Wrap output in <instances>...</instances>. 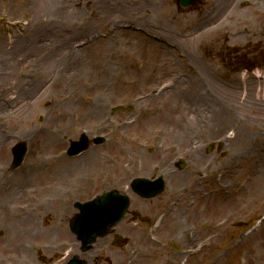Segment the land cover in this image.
<instances>
[{"label":"rangeland","instance_id":"obj_1","mask_svg":"<svg viewBox=\"0 0 264 264\" xmlns=\"http://www.w3.org/2000/svg\"><path fill=\"white\" fill-rule=\"evenodd\" d=\"M74 1L62 8L66 18L51 19L39 14L49 11L44 0H0L1 83L27 84L32 95L1 119L16 138L0 156L2 259L21 251L27 226L42 243L53 240L43 213L70 216L73 201L117 189L130 198L116 226L123 243L110 235L95 244L113 251V264H264V67L239 70L232 55L264 47V0H198L186 9L177 0ZM63 29L68 44L44 59L49 74L24 67L32 75L20 80L13 47L37 36L49 44ZM81 131L105 142L70 157ZM25 133L28 151L10 169L9 146ZM159 174L166 187L156 197L130 190L131 179Z\"/></svg>","mask_w":264,"mask_h":264},{"label":"flooded vegetation","instance_id":"obj_2","mask_svg":"<svg viewBox=\"0 0 264 264\" xmlns=\"http://www.w3.org/2000/svg\"><path fill=\"white\" fill-rule=\"evenodd\" d=\"M1 75L2 73L0 72V104H17L18 99H16L15 95L13 94L18 92L16 90L19 89V87L22 88L19 91H24L21 94V99L24 98L25 101H30L32 99V95L28 94L29 92H26L27 90H24L27 84L25 86H19L20 84L12 85L10 83H8L7 85H2ZM19 76L23 81H27L29 77H31L28 76V74H20ZM8 99H10L11 101H9ZM9 135L10 134L8 133L2 132L0 120V156L2 147L13 139L16 140V138H12V136ZM21 139L26 140L27 138L22 137ZM11 145H8V150L10 153ZM48 205H51V203H48ZM27 210H29V208H25L24 211ZM48 210L53 211L54 209L52 207H48ZM54 215L57 216L56 219L54 218ZM41 216L42 218L39 220L42 227H48L53 224L54 234L53 237H51L53 240L50 243H46V241L42 243L37 239L39 236L43 235L42 232L39 230L40 232L34 233L33 236V231L30 227L27 226V228H24L22 230L23 234H21V237L25 238V240L22 241V245H20L21 251H18L13 258L7 257L5 261L2 258L5 256L4 252H7L8 248L7 246H4V248H2L1 245L3 230L1 229L2 224L0 221V264H81V260L74 259V255L76 254H79L80 258L85 259V264H113V251L107 245H95V242L89 245L87 251L82 252L81 243L71 232L68 226L71 216L59 212H45ZM44 219H47L48 221L46 225H44L43 223ZM114 234L115 229H109L108 233L105 236H112ZM31 235L32 239L29 242H26L27 239H30ZM58 237L61 238L58 239Z\"/></svg>","mask_w":264,"mask_h":264},{"label":"water","instance_id":"obj_3","mask_svg":"<svg viewBox=\"0 0 264 264\" xmlns=\"http://www.w3.org/2000/svg\"><path fill=\"white\" fill-rule=\"evenodd\" d=\"M181 7H190L196 0H177ZM131 108V106H128ZM104 138L96 136L93 138L95 144L102 143ZM89 141L83 132L78 140L72 141L67 149L68 155H76L87 149ZM211 147V146H210ZM210 147L208 150H210ZM25 154L24 145L15 147V155L11 168L20 165ZM177 166L182 168L183 162L180 161ZM164 180L160 175L154 180L147 178H134L131 181V189L142 197H152L160 193L164 189ZM129 204L126 195L115 190H108L99 197L86 202H75V206L79 209V213L72 219L71 230L82 240L84 244L92 242L95 237L101 236L107 227L117 224L125 214ZM86 249V246H84Z\"/></svg>","mask_w":264,"mask_h":264},{"label":"bare ground","instance_id":"obj_4","mask_svg":"<svg viewBox=\"0 0 264 264\" xmlns=\"http://www.w3.org/2000/svg\"><path fill=\"white\" fill-rule=\"evenodd\" d=\"M83 2L86 4V2H88V1H83ZM75 5H76V2L74 0H44V4H43L42 8L44 10H49L50 14H49V11L42 12L41 10H39V14L43 17L50 16V18L53 19V18H56L54 13L58 12V14H59L58 18L63 19V18H66V11H64L62 8L63 7L67 8L69 6L71 8H73ZM76 7H78V6H76ZM54 9H57V10L54 11ZM114 9L121 11V9H118V8H114ZM64 31L67 32V30L63 29L59 33H56L58 38H56L55 40H52L51 42L48 41L49 44H47V42L44 41L43 36H37L36 38L35 37L26 38V39H24L25 42H18V45H16L12 49L14 51L13 55L16 56V58L14 60H12L13 65L16 63L20 67H22L21 72L18 73V75L27 74L26 72H22V69L24 67L27 70L33 66V69H34L35 65H36V67H40V69L45 74H49L48 72H49L50 67L48 70L45 69L46 63H45L44 59L50 58L52 60L55 55H59L61 53V50H60L61 47L66 48V46H64L63 44L67 45L68 42L63 43L59 39V35L60 36L63 35ZM68 38H70V33L67 36V39ZM45 40L47 41V39H45ZM26 41L30 44V46L27 45ZM25 51H28L30 56ZM66 51H68V52L73 51L74 52L75 50L73 49V47H71V45H69V48H67ZM7 74H2V75H3V77H5ZM9 74H14V73H9ZM30 75H32V74L30 73L28 76H30ZM19 78H20V76H19ZM201 80H202V82L205 81L206 85L213 86L212 84L214 83V81L211 80L209 76L205 75V77L203 76L201 78ZM32 86L33 85L31 84V87ZM21 94H22V92L20 91V97H21ZM20 97L16 96V99H18ZM8 100L11 101L10 99H8ZM15 105H18V104H0V120L4 116L8 115L9 110L12 109L11 107L15 106ZM26 105H28V104H26ZM172 131H175V127H172ZM9 136H11V134ZM23 137L28 138L29 133L23 134ZM167 140H168V144L170 146H174V144L177 141V137L176 136H171V137L169 136ZM0 170H1V166H0Z\"/></svg>","mask_w":264,"mask_h":264},{"label":"trees","instance_id":"obj_5","mask_svg":"<svg viewBox=\"0 0 264 264\" xmlns=\"http://www.w3.org/2000/svg\"><path fill=\"white\" fill-rule=\"evenodd\" d=\"M264 47L262 46H253L252 49L241 50L236 47L232 50V55L237 63H240L239 70L241 69H252L255 67H264L262 60L259 59L260 56H263Z\"/></svg>","mask_w":264,"mask_h":264}]
</instances>
